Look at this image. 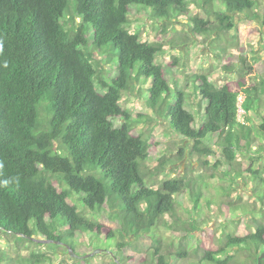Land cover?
<instances>
[{
    "label": "trees",
    "instance_id": "16d2710c",
    "mask_svg": "<svg viewBox=\"0 0 264 264\" xmlns=\"http://www.w3.org/2000/svg\"><path fill=\"white\" fill-rule=\"evenodd\" d=\"M195 1L0 0V235L14 246L13 257L0 249V264H91L99 256L112 264H173L170 259L194 255L199 264H258L264 253V213L254 218L255 208L252 229L249 222L246 229L243 225L235 234H224L217 250L200 251L194 234L202 228L196 220L189 227L182 223L177 198L189 190L197 211L202 196L197 184L206 175L150 185L165 167L146 165L150 140L138 125L166 121L191 143V155L199 157L205 171L223 167L219 179L231 181L224 190L230 191L233 180L253 181L264 194V168L259 167L264 159V62L243 43L237 79L218 85L206 74L186 73L194 87V113L188 109L190 95L176 79L182 59L158 63L160 39L143 41L125 28L136 6L150 10L164 23L163 31L173 19L187 17L198 38L237 32V16L248 22L261 18L256 10L264 12L260 0H218L220 7L216 0H202L206 16L191 17ZM258 75V83H247ZM136 92L145 96L152 113L134 118L123 105V96ZM212 146L220 150L215 163L208 159L215 154ZM184 153L182 148L180 156ZM237 187L232 197L240 192ZM231 202L225 207L235 212ZM105 207L109 214L97 220ZM160 227L178 232L177 241L163 240ZM101 241L111 243L113 255L105 251L108 255L70 257L65 263L45 252L50 246L69 255L68 245L87 255ZM243 253L247 262L238 258Z\"/></svg>",
    "mask_w": 264,
    "mask_h": 264
},
{
    "label": "rangeland",
    "instance_id": "374dc122",
    "mask_svg": "<svg viewBox=\"0 0 264 264\" xmlns=\"http://www.w3.org/2000/svg\"><path fill=\"white\" fill-rule=\"evenodd\" d=\"M260 4L264 5V0H260ZM202 5V0L192 2L189 16H206L205 11L201 8ZM215 5L216 7H220V1L216 0ZM256 11L260 14L261 18H255L254 21L247 22L244 16H237L236 19L239 23V31L237 32H222L220 36L217 31H214L198 38L192 34L191 23L187 17L181 16L178 20L173 19L169 23L167 29L163 31L162 27L164 23L152 18L150 10L141 6H136L133 7L132 14L129 18L130 23L126 25L125 28L131 32L139 33L143 41L155 42L158 38L160 39L159 43L162 44L163 52L157 60L158 63L166 65L170 63L174 57H180L182 59L181 66L178 68V76L181 78L178 77L176 79L179 88L185 91L187 95H190L187 96L188 109L195 113L196 107H192L195 99L192 97L193 95L190 94L193 93L194 87L190 85L189 80L185 78L186 73L188 76H191L192 73L206 74L211 78V81L218 85H222L229 80L237 79L236 77H238V75L236 72L240 69L239 58L241 56L239 47L243 43H247V48L250 51L252 50L251 53L257 54L256 57L259 62H264V12L262 9ZM209 19L217 24V21L212 17H209ZM187 37L189 39L188 42L186 40ZM100 61L106 69L109 67L105 61ZM225 66H227V68ZM260 79L261 77L258 75L253 79L249 78L247 83L253 81L258 83ZM241 101L242 98L240 99V102ZM122 103L132 111L134 118H137V115L144 111L149 114L152 113L146 109L145 96H139L137 92L132 95L125 94ZM262 112L264 113V108ZM242 114L243 110L240 108L239 117H241ZM199 120V117H197L198 122ZM116 124L119 125V121H117ZM138 127L140 130L143 128L145 138L150 140L149 159L146 162L148 168L153 169L157 166L165 167L162 171L163 174L152 178L150 183L152 187H159L163 180L169 178L185 175L189 179L195 181L199 179V175H206L204 182L197 184V189L202 192L197 211L193 212L192 195L189 190L180 194L177 198L178 216L181 217L182 223L189 227V224H192L191 221L196 220L198 225L202 228L201 232L194 234L200 242L199 245L202 247L200 251L204 249L217 250L222 246L221 241H224V234H235L243 225H245L246 229V226L250 222L249 219L253 215L252 211L255 208L258 210L254 213V218H262L264 213V194L260 185L254 184L253 181H247L241 184L242 181L232 179V186L229 190L232 191L238 184L237 189L241 192H234V197H232L229 194L230 191L224 190L228 189L229 182L231 181L223 182L219 179L222 177L223 167L218 171H205L201 167L199 157L196 154L191 155V143L175 134L171 130L168 122L150 121L147 124L140 123ZM208 143L214 145V143H216L214 137H209ZM212 147L215 154L208 159L211 163H215L220 157V150L215 146ZM182 148L185 149L183 157L180 156V150ZM247 156V154H239L240 159H245ZM246 164L248 165V161H246ZM259 167L261 169L264 168V159L260 162ZM212 173L216 175L214 178L209 177ZM236 194H241L242 197ZM229 201H233L231 203L236 205L237 210H235V212L233 210L228 211L225 207V204ZM108 214L109 209L105 207L97 216V220H100L103 216ZM166 219L174 224V221L170 217ZM253 226L254 222L252 221L249 223L248 229H252ZM158 234L162 236L163 240L169 239L168 241L173 240L176 242L177 235L179 237L178 232L175 234L171 229L165 227H160L158 229ZM5 237L7 236L0 235V249L7 252L9 257H13L14 246L9 244ZM194 240L195 237L193 241ZM77 245L79 246L80 243L77 242ZM110 245V242L101 241L93 250L94 257L103 253H107L108 255V252L112 251L108 249ZM193 247H195V244ZM42 251L44 250L42 249ZM45 252L51 255L56 262L67 263V261L71 259L65 251L57 250L55 247L48 246ZM238 258L241 262H247L249 260V257L245 253L238 255ZM170 262L173 264H199V257L194 255L188 260L179 262L173 258V260L170 259ZM91 264H112V262L106 256H99L93 259Z\"/></svg>",
    "mask_w": 264,
    "mask_h": 264
},
{
    "label": "water",
    "instance_id": "95a60500",
    "mask_svg": "<svg viewBox=\"0 0 264 264\" xmlns=\"http://www.w3.org/2000/svg\"><path fill=\"white\" fill-rule=\"evenodd\" d=\"M29 239H31L32 241H35V242H38V243H44V244H48L50 242L48 240L39 239V238H29ZM65 247L68 249V253H69V256L71 258L84 260V259H88V258H90V257H92L94 255L93 253L87 254V255H79V254H76L70 246L65 245ZM100 252H102V251H100ZM109 254L113 255V252H110ZM263 259H264V253H262L261 256L258 258V264H260V262Z\"/></svg>",
    "mask_w": 264,
    "mask_h": 264
},
{
    "label": "clouds",
    "instance_id": "9594fccd",
    "mask_svg": "<svg viewBox=\"0 0 264 264\" xmlns=\"http://www.w3.org/2000/svg\"><path fill=\"white\" fill-rule=\"evenodd\" d=\"M0 167H3L2 165H0ZM3 183V186H7V184L9 183V181L5 180L2 182Z\"/></svg>",
    "mask_w": 264,
    "mask_h": 264
}]
</instances>
